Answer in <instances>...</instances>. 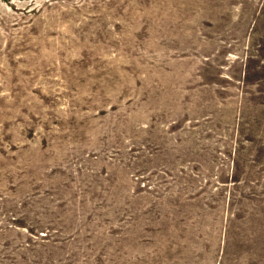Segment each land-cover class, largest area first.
Returning <instances> with one entry per match:
<instances>
[{"label":"rangeland","instance_id":"obj_1","mask_svg":"<svg viewBox=\"0 0 264 264\" xmlns=\"http://www.w3.org/2000/svg\"><path fill=\"white\" fill-rule=\"evenodd\" d=\"M0 264H264V0H0Z\"/></svg>","mask_w":264,"mask_h":264}]
</instances>
